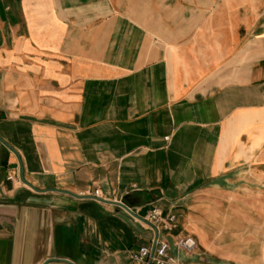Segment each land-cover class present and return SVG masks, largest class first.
<instances>
[{
	"label": "crops",
	"instance_id": "crops-1",
	"mask_svg": "<svg viewBox=\"0 0 264 264\" xmlns=\"http://www.w3.org/2000/svg\"><path fill=\"white\" fill-rule=\"evenodd\" d=\"M0 138V264H264V0H0Z\"/></svg>",
	"mask_w": 264,
	"mask_h": 264
},
{
	"label": "built area",
	"instance_id": "built-area-1",
	"mask_svg": "<svg viewBox=\"0 0 264 264\" xmlns=\"http://www.w3.org/2000/svg\"><path fill=\"white\" fill-rule=\"evenodd\" d=\"M97 191H95V194ZM146 221L154 225L158 229L170 230L173 226V216H164L157 208L151 209L146 217ZM174 246L187 253L192 252L196 247V240L193 236L184 234L175 236ZM169 243L166 239L157 238L153 248L143 246L137 251L130 253V260L133 264H147L150 260L151 264H168L174 263L176 258L168 254Z\"/></svg>",
	"mask_w": 264,
	"mask_h": 264
},
{
	"label": "water",
	"instance_id": "water-1",
	"mask_svg": "<svg viewBox=\"0 0 264 264\" xmlns=\"http://www.w3.org/2000/svg\"><path fill=\"white\" fill-rule=\"evenodd\" d=\"M0 140H1V138H0ZM22 179H23V177H22ZM24 180V179H23ZM25 183L26 184H28L29 186H31V187H33L31 184H29V183H27L26 181H25ZM34 188V187H33ZM35 189V188H34ZM61 191H63V190H61ZM63 192H67V191H63ZM69 194H72V193H70V192H68ZM111 202H113V203H118V204H120V205H123V206H126V204H125V202H124V200L122 199L121 201H118V202H116V201H111ZM157 235H158V231L155 229V237H157ZM154 248V247H153ZM153 248L151 249L152 251H153ZM147 264H150V260L148 261V263Z\"/></svg>",
	"mask_w": 264,
	"mask_h": 264
},
{
	"label": "rangeland",
	"instance_id": "rangeland-1",
	"mask_svg": "<svg viewBox=\"0 0 264 264\" xmlns=\"http://www.w3.org/2000/svg\"><path fill=\"white\" fill-rule=\"evenodd\" d=\"M192 236V235H191Z\"/></svg>",
	"mask_w": 264,
	"mask_h": 264
}]
</instances>
